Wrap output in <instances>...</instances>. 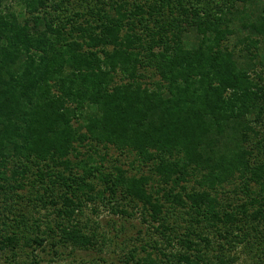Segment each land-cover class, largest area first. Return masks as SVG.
Listing matches in <instances>:
<instances>
[{
	"label": "trees",
	"instance_id": "obj_1",
	"mask_svg": "<svg viewBox=\"0 0 264 264\" xmlns=\"http://www.w3.org/2000/svg\"><path fill=\"white\" fill-rule=\"evenodd\" d=\"M96 203L126 264H264V0H0V258L104 254Z\"/></svg>",
	"mask_w": 264,
	"mask_h": 264
},
{
	"label": "rangeland",
	"instance_id": "obj_2",
	"mask_svg": "<svg viewBox=\"0 0 264 264\" xmlns=\"http://www.w3.org/2000/svg\"><path fill=\"white\" fill-rule=\"evenodd\" d=\"M110 155L113 157L117 156L114 152ZM107 165H110L109 163ZM24 204V205H23ZM124 203H121L123 205ZM24 206L26 211L34 213V217H39L44 221L43 228L45 229L47 221L54 228L56 218L55 215L46 216V211H42L37 214L32 207H27V201L20 204ZM95 206L99 208L97 213H94ZM129 211L130 206H127ZM136 214L132 218H125L122 215H115L109 207H104L101 203L95 205L90 204L85 210L84 220L89 221L91 224L95 221L100 224V232H106L113 237V244H109V248L105 250L104 254H100L93 250L88 251H73L72 248L62 247L58 245L57 240H47L43 243L42 247H38L34 243L30 244V247L23 246L22 250L17 252V256H12L11 253L5 254L0 258V264H102L100 258L103 257L108 263L107 264H126L123 253L120 248L125 247L126 240L129 238H136L139 230L147 231V224L143 223L141 210H134ZM37 214V215H36ZM32 216V215H30ZM114 221V223H112ZM114 224V225H113ZM59 234V231L54 228ZM32 237L35 238L39 232L34 228L32 231ZM142 235V234H141ZM140 235V237H141ZM115 237H119L116 239ZM57 243V244H53ZM239 261L238 264H254L255 260L252 259L251 255L246 253L244 250H239Z\"/></svg>",
	"mask_w": 264,
	"mask_h": 264
}]
</instances>
